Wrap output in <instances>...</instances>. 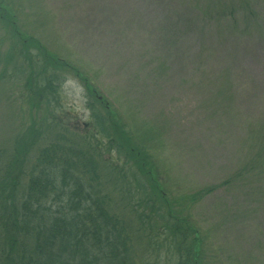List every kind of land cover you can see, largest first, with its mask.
Instances as JSON below:
<instances>
[{
    "label": "rangeland",
    "instance_id": "obj_1",
    "mask_svg": "<svg viewBox=\"0 0 264 264\" xmlns=\"http://www.w3.org/2000/svg\"><path fill=\"white\" fill-rule=\"evenodd\" d=\"M8 2L23 31L58 52L71 72L61 93H48L39 111L29 109V65L16 60L4 74L12 39L0 23V147L12 129L35 119L47 127L46 141L62 128L50 129L45 119L90 132L94 99L78 70L92 95L131 114L141 142L158 158L167 197L199 226L203 262L264 264V160L256 158L264 148V0H251L256 15L245 23L246 9L234 23L229 12L219 19L206 14L201 0ZM44 60H34L39 70ZM69 80L83 86L82 100ZM125 159L110 184H138L135 162ZM207 187L216 190L201 194ZM144 251L138 244L135 264L178 259L165 250L162 261L147 258Z\"/></svg>",
    "mask_w": 264,
    "mask_h": 264
},
{
    "label": "trees",
    "instance_id": "obj_2",
    "mask_svg": "<svg viewBox=\"0 0 264 264\" xmlns=\"http://www.w3.org/2000/svg\"><path fill=\"white\" fill-rule=\"evenodd\" d=\"M201 2L208 4L206 14L219 19L229 12L234 23L245 9L242 23L256 15L251 0L219 6L216 0ZM0 23L12 39L4 74L16 69V60L29 65L27 102L29 109L39 111L43 101L49 102L48 93H61L70 63L23 31L8 0H0ZM39 57L45 59L42 72L34 64ZM74 73L95 100L89 103L90 132H73L63 119H45L50 129L62 128L46 141L47 127L35 119L27 128L22 124L12 129L6 148L7 138L1 144L0 264H135L140 243L147 258L162 261L165 250L178 258L171 264H208L203 262L205 239L198 224L167 197L158 158L141 142L131 114L106 106L108 100L92 95L84 75ZM261 130L264 145V125ZM263 154L264 148L256 158L264 160ZM124 156L135 162L138 184H120L118 179L110 184ZM120 170L113 174L120 176ZM215 190L207 187L201 194Z\"/></svg>",
    "mask_w": 264,
    "mask_h": 264
},
{
    "label": "clouds",
    "instance_id": "obj_3",
    "mask_svg": "<svg viewBox=\"0 0 264 264\" xmlns=\"http://www.w3.org/2000/svg\"><path fill=\"white\" fill-rule=\"evenodd\" d=\"M67 83H73L74 86H75V96L79 99H83V92H84V89H83V86L82 85H79L77 82L75 81H67ZM68 95H72L71 93H68Z\"/></svg>",
    "mask_w": 264,
    "mask_h": 264
}]
</instances>
